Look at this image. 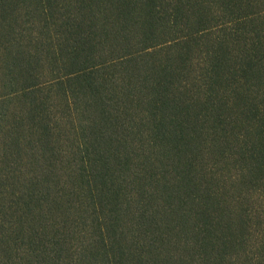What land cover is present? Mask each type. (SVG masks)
<instances>
[{"label":"trees","instance_id":"trees-1","mask_svg":"<svg viewBox=\"0 0 264 264\" xmlns=\"http://www.w3.org/2000/svg\"><path fill=\"white\" fill-rule=\"evenodd\" d=\"M0 264H264V0H0Z\"/></svg>","mask_w":264,"mask_h":264}]
</instances>
